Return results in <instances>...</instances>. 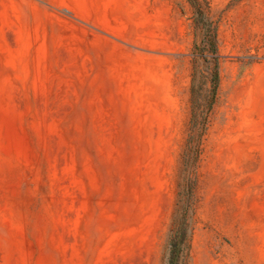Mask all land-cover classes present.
I'll list each match as a JSON object with an SVG mask.
<instances>
[{
    "label": "rangeland",
    "instance_id": "1",
    "mask_svg": "<svg viewBox=\"0 0 264 264\" xmlns=\"http://www.w3.org/2000/svg\"><path fill=\"white\" fill-rule=\"evenodd\" d=\"M181 226L178 264H264V0H0V264Z\"/></svg>",
    "mask_w": 264,
    "mask_h": 264
},
{
    "label": "trees",
    "instance_id": "2",
    "mask_svg": "<svg viewBox=\"0 0 264 264\" xmlns=\"http://www.w3.org/2000/svg\"><path fill=\"white\" fill-rule=\"evenodd\" d=\"M213 78L216 79V76L213 75ZM186 237V229L183 226L180 227L178 233L174 238L171 239L170 244V253L168 264H178L179 256H178V248L180 243L185 240Z\"/></svg>",
    "mask_w": 264,
    "mask_h": 264
}]
</instances>
